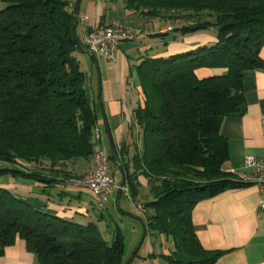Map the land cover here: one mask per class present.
I'll return each instance as SVG.
<instances>
[{
	"label": "trees",
	"instance_id": "1",
	"mask_svg": "<svg viewBox=\"0 0 264 264\" xmlns=\"http://www.w3.org/2000/svg\"><path fill=\"white\" fill-rule=\"evenodd\" d=\"M2 2L0 162L8 166L0 165V177L54 186L82 176L87 170L77 175L75 164H90L99 140L94 137L97 107L89 101L85 71L74 56L86 50L73 31V0ZM125 8L168 24L156 35L215 32L213 41L146 57L136 66L143 102L133 118L142 147L125 175L133 201L139 186L135 175L148 180L144 238L158 234L172 244L170 253L161 255L166 264H214L221 252L200 244L191 210L245 184L223 169L228 143L220 128L225 117L245 112L243 72L264 70V0H125ZM200 69L221 72L201 77ZM108 158L111 172L123 167ZM17 237L39 264H127L117 229L106 242L95 222L41 211L0 185V254Z\"/></svg>",
	"mask_w": 264,
	"mask_h": 264
},
{
	"label": "crops",
	"instance_id": "2",
	"mask_svg": "<svg viewBox=\"0 0 264 264\" xmlns=\"http://www.w3.org/2000/svg\"><path fill=\"white\" fill-rule=\"evenodd\" d=\"M76 2L77 0H73L74 7L71 5L74 13ZM117 2L118 0H80L75 31L82 43L85 31L91 26L111 25L126 20L138 35L134 40L119 44L114 59L111 60L97 57L94 62L87 52L78 51L88 58L84 60L86 69L83 68L85 88L89 101L97 107L99 146L104 148L103 143L106 142L108 151L104 148L105 151L113 156L115 162L122 164L123 167L120 165L119 168H112V173L119 183L124 177L126 185L125 175L133 169L132 158L142 147L133 118L134 109L143 102L142 88L134 74L136 66L146 57L169 56L189 51L213 41L214 36L208 32L181 35L180 40L167 42L164 50L152 53L155 37L160 36L156 33L168 30L167 25L154 22L151 28L152 25H148L146 18L125 8V0H121L122 8L116 6ZM3 6L4 3L0 0V9ZM260 55L264 58V46ZM218 72L221 70H198L201 77ZM243 93L246 100L245 112L239 116L225 117L220 128L228 143V158L223 169L233 173L235 178L239 172L246 171L243 167L246 155L264 157V70L243 72ZM89 165L87 161H77L76 174L84 173ZM5 179L0 183L1 186L10 189L16 196L41 211L82 224L95 222L106 242L111 241L116 229L120 231L125 245L124 262L166 264L161 255L169 254L172 244L165 243L158 234L150 237L148 235V240L147 236L144 238V225L135 206L150 198L148 180L142 173L135 175L139 186L134 201L125 196L118 187L111 189L107 203H113L118 209L116 216L105 211L106 205L99 207L95 195L89 189L59 190L53 185L47 186L28 179ZM262 199L264 195L255 184L245 183L194 205L191 220L200 244L207 250L221 252L214 264H264V208L260 206ZM109 218L113 222L112 227L108 224ZM127 224L131 229L126 237L123 226ZM126 238L129 242L128 248ZM137 246L139 247L135 253ZM0 264L39 262L37 256L28 250L25 241L17 237L0 254Z\"/></svg>",
	"mask_w": 264,
	"mask_h": 264
},
{
	"label": "built area",
	"instance_id": "3",
	"mask_svg": "<svg viewBox=\"0 0 264 264\" xmlns=\"http://www.w3.org/2000/svg\"><path fill=\"white\" fill-rule=\"evenodd\" d=\"M136 38H138L136 30L130 24L118 21L111 25L91 26L85 31L82 44L86 51L95 54L97 57L111 60L114 59L119 44ZM94 137L97 141L100 138L97 128L94 130ZM243 167L246 171L239 172L237 180L255 184L264 195V157L246 155ZM54 186L59 190L88 188L95 195L101 208L107 202L111 189L114 187H118L131 200L128 187L126 185L120 186L117 177L111 172L107 151L98 144L94 147L89 168L82 176L59 180L54 183ZM135 206L144 216L143 205L137 203ZM260 206L264 208V199L260 202Z\"/></svg>",
	"mask_w": 264,
	"mask_h": 264
},
{
	"label": "rangeland",
	"instance_id": "4",
	"mask_svg": "<svg viewBox=\"0 0 264 264\" xmlns=\"http://www.w3.org/2000/svg\"><path fill=\"white\" fill-rule=\"evenodd\" d=\"M116 6L119 8V6H120V8H122L121 6H122V2H121V0H118V2H117V4H116ZM118 8H116L115 7V9H117L118 10ZM121 22H123V23H127V24H129L130 22H128V21H126V20H123V21H121ZM158 22V21H157ZM163 23H165V22H163ZM177 23V22H176ZM153 24V21H150V22H148V25H152ZM154 25V24H153ZM153 25L151 26V28L153 27ZM168 25V24H167ZM206 32H210L212 35H215V32L214 31H208V30H205ZM204 31V32H205ZM200 32H198V33H196L195 35H198ZM173 39H181V35L180 34H175L174 32H169L168 34H165V35H162V36H156L155 37V42H154V47H153V50H152V53L153 52H159V51H162V50H164L165 49V45H166V42H170V41H172ZM74 56L77 58V60L80 62V64L83 66V68L84 69H86V64H85V61L84 60H88V58H87V56H82L81 55V53H78V52H74ZM135 71V70H134ZM134 74L136 75V72H134ZM104 144V148L108 151V146H107V143L106 142H104L103 143ZM98 145H99V143H98ZM103 148V147H102ZM103 148V149H104ZM104 149V150H105ZM0 165H2V166H8V164H6V163H4V162H0ZM6 176L4 177H0V182H3V181H5L6 179ZM88 188H85L84 190H87ZM90 191V190H89ZM91 193H92V191H90ZM96 199V198H95ZM123 200H125V198H123ZM123 203H125L126 201H122ZM105 205H106V210L105 211H108V214L110 215H113V216H116L117 215V211H118V209L114 206V204L113 203H110V202H106L105 203ZM140 218H142L143 219V214H141L140 213ZM108 217V216H107ZM136 221L138 222V219L136 218ZM108 224L112 227L113 226V222H112V220L109 218V221H108ZM123 229H124V232H125V235H126V237L130 234V227H129V225L127 224L126 226H123ZM149 237H150V235H149ZM146 240H148V235H147V237H146ZM126 245H127V248H128V245H129V242H128V240H127V238H126ZM135 245H137V244H135ZM144 246V244L142 245V247ZM141 247V248H142ZM143 250V249H142ZM124 259H125V257H124Z\"/></svg>",
	"mask_w": 264,
	"mask_h": 264
},
{
	"label": "water",
	"instance_id": "5",
	"mask_svg": "<svg viewBox=\"0 0 264 264\" xmlns=\"http://www.w3.org/2000/svg\"><path fill=\"white\" fill-rule=\"evenodd\" d=\"M79 1H80V0H77L76 5H75L73 31H74V28H75V22H76V20H77V16H78ZM86 52H87L88 55L94 60V62L97 61V56H96L95 54H93V53H91V52H88V51H86ZM98 95H99V93H98ZM98 97H99V96H98ZM99 106H100V110H101V112H102V114H103V107H102L101 101H99ZM123 185H124V177H122V179H121V181H120V186H123ZM142 240H143V238L141 239L140 243L142 242ZM138 247H139V246H137L135 252L137 251ZM127 264H128V263H127Z\"/></svg>",
	"mask_w": 264,
	"mask_h": 264
}]
</instances>
